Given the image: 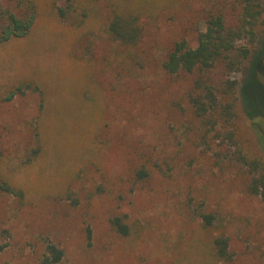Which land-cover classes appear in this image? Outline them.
Masks as SVG:
<instances>
[{
	"label": "rangeland",
	"instance_id": "1",
	"mask_svg": "<svg viewBox=\"0 0 264 264\" xmlns=\"http://www.w3.org/2000/svg\"><path fill=\"white\" fill-rule=\"evenodd\" d=\"M31 1L30 33L0 45V264H41L49 243L58 264H264V201L228 160L232 147L264 162V25L252 48L238 42L256 61L245 77L221 60L169 75L174 44L194 48L210 14L237 26L240 0H94L64 19L66 0ZM0 7L22 13L14 0ZM113 13L138 17L137 45L106 35ZM198 77L238 84L220 96L234 100V118L195 116ZM15 87L24 93L3 101ZM218 236L229 263L214 255Z\"/></svg>",
	"mask_w": 264,
	"mask_h": 264
},
{
	"label": "trees",
	"instance_id": "2",
	"mask_svg": "<svg viewBox=\"0 0 264 264\" xmlns=\"http://www.w3.org/2000/svg\"><path fill=\"white\" fill-rule=\"evenodd\" d=\"M14 1L22 10L21 15H16L8 9L0 7V45L28 35L38 17L37 6L33 1ZM92 2L94 0H66V7L57 8L56 14L59 18L64 19L69 12H75L76 7L83 4L90 5ZM240 4L241 10L237 26L227 27L222 15L210 14L205 23V30L197 35L196 46L190 48L184 40L176 42L167 59L162 63L163 71L169 75L196 71L203 73L211 70L216 62L221 60L226 73L241 71L245 77L247 71L252 70L256 64V61L252 63L253 53L250 47L255 46L258 42L264 25V0H240ZM82 16L85 17L86 15ZM105 33L114 42L124 46H135L141 39L142 28L135 14L113 13L105 27ZM244 40L250 44V47L238 46V42ZM201 79L198 77L195 80L194 91L189 96V102L195 116L200 120L208 117L211 119V115L224 121L234 118V100L223 104L220 101V96L234 95L233 93L238 90V84L235 81H226L220 85L212 86ZM244 85V80H242L239 85V94L243 108L245 105L241 93ZM23 93L24 91L20 87H15L13 90H9L3 101L9 102L16 95ZM244 111L248 115L246 108ZM211 121L214 125L215 121ZM228 139H232V135H229ZM228 160L237 163L248 174L247 192L264 201V162L232 147L229 149ZM138 175L145 176L143 172H139ZM4 185H6L5 182H0V189L7 191L8 188H4ZM202 219L206 227L213 224L214 219L211 215H202ZM112 224L120 234L124 236L128 234L127 226L120 219L115 218ZM4 233L6 232H0V252L6 247V244L1 243ZM212 246L218 261L224 263L232 261L228 240L225 237H215ZM62 258V250L49 243L41 264H58Z\"/></svg>",
	"mask_w": 264,
	"mask_h": 264
}]
</instances>
